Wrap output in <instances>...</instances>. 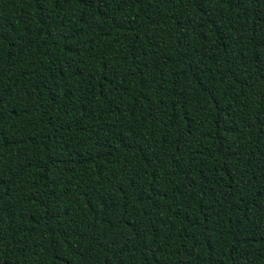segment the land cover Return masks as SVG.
<instances>
[{"label": "trees", "instance_id": "16d2710c", "mask_svg": "<svg viewBox=\"0 0 264 264\" xmlns=\"http://www.w3.org/2000/svg\"><path fill=\"white\" fill-rule=\"evenodd\" d=\"M0 264H264V0H0Z\"/></svg>", "mask_w": 264, "mask_h": 264}]
</instances>
